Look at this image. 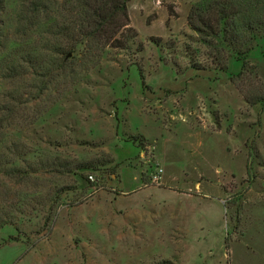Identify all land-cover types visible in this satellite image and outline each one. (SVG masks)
I'll return each instance as SVG.
<instances>
[{"label":"rangeland","instance_id":"374dc122","mask_svg":"<svg viewBox=\"0 0 264 264\" xmlns=\"http://www.w3.org/2000/svg\"><path fill=\"white\" fill-rule=\"evenodd\" d=\"M198 1L128 0L134 36L87 68L0 73L3 144L29 145L30 162L94 165L65 175L80 188L60 195L52 221L38 204L51 166L30 183L0 171L3 202L31 192L39 208L20 234L0 229V264H264V36L232 82L239 63L187 23Z\"/></svg>","mask_w":264,"mask_h":264},{"label":"trees","instance_id":"16d2710c","mask_svg":"<svg viewBox=\"0 0 264 264\" xmlns=\"http://www.w3.org/2000/svg\"><path fill=\"white\" fill-rule=\"evenodd\" d=\"M127 2L17 0L13 9L0 0V14L3 9L6 11L5 19L0 15V73L9 81L30 68H39L44 74H50L54 69L65 70L71 66L70 60L74 59L84 60L81 64L87 68L86 62L95 63L105 47L125 48L134 36L128 26ZM187 20L189 27L200 35L201 41L223 46L229 57L239 63L237 71L230 73L232 82H236V78L247 69L249 55L264 36V0H200L191 6ZM8 28L16 32L15 38L10 39L8 32L4 34ZM220 69L227 71L228 68L224 65ZM6 109L12 112L10 106ZM29 157H37L29 145L20 141L3 144L0 140V171L4 176L15 182L30 183L32 175L38 172L43 163L57 173L48 201L35 202H49L53 213L49 215L50 220L59 205L60 195L66 190L80 188L77 184H66L65 175L76 174L73 169L94 165L89 161L74 164L52 159L49 162L48 158L41 157L30 162ZM21 161L27 163L25 168L21 167ZM86 179L89 180V177ZM30 196L31 192L24 197L15 192L6 202L0 199V229L10 225L20 234L17 221L26 214L24 217L30 222L39 210L27 198ZM26 205L30 208L27 212L24 208ZM9 239L18 237L10 235Z\"/></svg>","mask_w":264,"mask_h":264},{"label":"built area","instance_id":"2783aa9c","mask_svg":"<svg viewBox=\"0 0 264 264\" xmlns=\"http://www.w3.org/2000/svg\"><path fill=\"white\" fill-rule=\"evenodd\" d=\"M162 171L161 168L157 169V173L155 175L152 176V181H158V179L160 178V172ZM89 178H91V176H88Z\"/></svg>","mask_w":264,"mask_h":264},{"label":"crops","instance_id":"0c3cea01","mask_svg":"<svg viewBox=\"0 0 264 264\" xmlns=\"http://www.w3.org/2000/svg\"><path fill=\"white\" fill-rule=\"evenodd\" d=\"M190 137H191V140H193V137H194V135L192 134V131H190ZM150 178V177H149ZM150 182H152V178H150Z\"/></svg>","mask_w":264,"mask_h":264}]
</instances>
